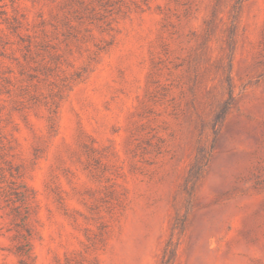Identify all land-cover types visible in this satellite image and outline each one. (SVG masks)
Returning a JSON list of instances; mask_svg holds the SVG:
<instances>
[{
    "label": "rangeland",
    "instance_id": "1",
    "mask_svg": "<svg viewBox=\"0 0 264 264\" xmlns=\"http://www.w3.org/2000/svg\"><path fill=\"white\" fill-rule=\"evenodd\" d=\"M169 240L264 264V0H0V264Z\"/></svg>",
    "mask_w": 264,
    "mask_h": 264
},
{
    "label": "trees",
    "instance_id": "2",
    "mask_svg": "<svg viewBox=\"0 0 264 264\" xmlns=\"http://www.w3.org/2000/svg\"><path fill=\"white\" fill-rule=\"evenodd\" d=\"M217 117L219 118V116ZM171 245V241L169 240L164 248L161 264H172L175 250ZM16 254L19 256V264H32L34 261V253L29 241L22 242L18 246Z\"/></svg>",
    "mask_w": 264,
    "mask_h": 264
}]
</instances>
